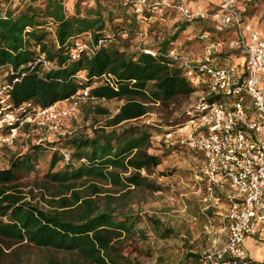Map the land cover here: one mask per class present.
<instances>
[{
	"label": "trees",
	"instance_id": "16d2710c",
	"mask_svg": "<svg viewBox=\"0 0 264 264\" xmlns=\"http://www.w3.org/2000/svg\"><path fill=\"white\" fill-rule=\"evenodd\" d=\"M248 1L254 8L262 2ZM181 2L169 0V7L180 13L176 6ZM136 4V0H76L69 11L65 0H0V67H4L0 84L9 85L12 108L26 101L47 107L72 96L122 100L113 115L95 107L96 113L107 115L105 127L93 129L92 134L29 140L26 151L9 156L6 166L0 167V264H5L7 255L17 264L23 263L22 247L44 252L45 264H140L131 255L132 246L123 244L125 238L137 247L139 239L176 235L159 218L122 212L111 202L131 187L159 189L141 172H151L162 163L163 155L148 153L147 147L152 140L170 148L180 145L179 129L197 111L188 107L175 119L160 123L130 121L145 115L149 103L167 104L199 89L189 82L183 67L165 56L173 47L189 52V35L198 25L201 28L195 35L201 50L207 41L222 46L216 53L217 64L238 63L237 58L231 60L238 50L225 49V39L234 37L232 30L208 20H188L181 13L172 33L161 36L155 44H146L143 39L147 36L159 37L157 26L165 16H158L156 10L166 4L147 0L142 11L135 12ZM240 11L243 16L249 13ZM139 32L142 40L130 47ZM182 35L186 39L180 43ZM76 40L87 41L93 53L84 51L73 59ZM85 89L86 95L82 92ZM225 99L223 94L208 98ZM167 132L178 136L168 145L164 140ZM63 151L69 154L68 159ZM40 160L47 161L40 177L42 186L58 188L42 199V205L35 200L33 188L24 191L19 185L22 177L38 173ZM104 186L118 195L106 193ZM54 253L66 254L68 260ZM200 255L187 252L176 264L191 259L197 262Z\"/></svg>",
	"mask_w": 264,
	"mask_h": 264
},
{
	"label": "built area",
	"instance_id": "2783aa9c",
	"mask_svg": "<svg viewBox=\"0 0 264 264\" xmlns=\"http://www.w3.org/2000/svg\"><path fill=\"white\" fill-rule=\"evenodd\" d=\"M136 1L135 12H141L147 0ZM186 1L176 6L186 19L208 20L233 31L234 37L225 48L238 50L239 57L236 64H217L216 53L222 46L214 41L206 42L199 57L177 47L165 52L168 59L183 67L189 82L199 87V96L193 106L197 115L185 124L182 136L167 132L164 140L178 137L180 145L202 156L193 180L204 191L205 208L219 204L218 187L225 183L230 187L222 227L226 238L219 242L220 235L216 234L211 248L201 253L196 264H261L247 257L243 241L247 236L264 235V37L242 15L239 0H217L210 9L202 7L199 0L192 6ZM163 3L170 6L169 1ZM136 37L140 42L143 34L139 32ZM201 37L208 39L207 34ZM84 51L91 54L93 47L85 40H76L71 57L75 59ZM144 51L155 54L151 49ZM8 90L9 85L0 84V157L4 147L18 139L20 127L48 125L59 132L64 120L78 109L74 96L61 106L54 103L41 107L26 101L12 108ZM82 92L86 95L87 89ZM214 94H223L226 99L208 100ZM62 154L64 159L69 158L67 152ZM204 227L207 229L208 224Z\"/></svg>",
	"mask_w": 264,
	"mask_h": 264
},
{
	"label": "rangeland",
	"instance_id": "374dc122",
	"mask_svg": "<svg viewBox=\"0 0 264 264\" xmlns=\"http://www.w3.org/2000/svg\"><path fill=\"white\" fill-rule=\"evenodd\" d=\"M76 0H65L69 11L73 10ZM91 1V0H86ZM168 2L169 0H162ZM85 3V1L83 2ZM84 5L82 4V7ZM158 16L164 15L165 20L158 23L157 30L159 37H146L143 41L146 44H155L161 36L169 35L175 29L173 23L179 21L180 13L174 12L169 6L156 10ZM199 25L195 29L198 32ZM189 35V46L191 54L196 55L201 52L200 45L196 35ZM186 36L182 35L180 43H183ZM229 39H225L227 45ZM183 41V42H182ZM139 43V39L133 37L130 47ZM228 50V48H225ZM232 54V61H239L238 54ZM237 58V59H236ZM199 93L195 92L189 96L176 97L167 104L149 103L148 111L145 115L130 122H164L171 121L178 117L186 108L193 107L198 100ZM78 109L74 116L64 120L59 132L51 130L48 125L30 124L19 128V137L10 146L3 149V155L0 157V167L6 166V160L9 156L26 151L27 142L45 139L51 141L60 135L85 133L92 134V130L99 127H105L107 121L106 114H98L95 107L106 109L110 115L118 111L122 100H88L79 97ZM128 122V123H130ZM118 125L116 129H120ZM110 127H106L109 130ZM186 128H180L179 132L184 133ZM147 147V152L156 155H163L160 165L154 168L148 174L144 171L142 175L147 176L150 181L159 186L158 190L146 188H133L129 192H124L116 200L112 199L111 206L122 212H133L147 214L159 218L167 227L174 230L176 235L166 239L148 238L147 240L139 239V246L132 244L130 239L125 238L123 244L131 245L130 250L133 259L140 264H176L181 261L187 252L201 254L203 251L210 249L212 240L218 230L222 227V216L216 214L214 207H206L203 200L204 191L199 189L193 180V172L202 163V156L199 153L190 151L182 145L174 147H165L156 140H152ZM177 142V141H176ZM176 142H174L176 144ZM167 145L170 142H165ZM49 156H47L46 160ZM40 160L37 164L38 173L22 177L19 180L20 187L27 191L33 188L35 200L42 205L43 198H47L49 193L58 190L56 186H50L48 189L42 186L40 177L45 172L47 161ZM106 193L118 195L109 186H104ZM117 191V190H116ZM125 191V190H124ZM43 194V195H42ZM226 202L220 198L218 205ZM217 205V206H218ZM208 224L206 229L204 226ZM21 264H45L42 260L44 252L34 248H20ZM59 259L68 260V256L62 253H54ZM5 264H17V261L10 255L5 256ZM186 264H196L195 260H190Z\"/></svg>",
	"mask_w": 264,
	"mask_h": 264
},
{
	"label": "crops",
	"instance_id": "0c3cea01",
	"mask_svg": "<svg viewBox=\"0 0 264 264\" xmlns=\"http://www.w3.org/2000/svg\"><path fill=\"white\" fill-rule=\"evenodd\" d=\"M199 2L201 3L202 7H204L205 9H210L216 6L217 4V0H199ZM189 6H192L194 4V0L190 1ZM255 4V3H254ZM238 6L241 10H246V11H250V9L253 7L252 3H250L248 0H239L238 1ZM252 12L250 13H246L244 15V17L246 18V20H248L250 23L253 24L254 27H256L261 36L264 37V0H262V2L260 4H255V8L253 7V9H251ZM190 50L188 53L191 54ZM203 52V49L201 50V52L193 55L191 54L193 57H199ZM239 62V61H238ZM66 101H61L58 102V106H61L63 104H65ZM247 104H249V101L247 99ZM249 111L252 110V107L249 105ZM230 190V187L227 183L221 185L220 187L217 188V194L220 196V198L222 200H224L226 203L223 205H218L217 207H214L216 209V214H219L220 216H222V227L225 224L224 221V213H225V209L227 206V201H226V194L227 192ZM222 227L218 230L219 235H220V241L222 242L224 241V239L226 238V232L222 230ZM243 247L247 253V257L249 259H251L252 261H255L257 263H264V235L262 237H255V236H247L244 241H243Z\"/></svg>",
	"mask_w": 264,
	"mask_h": 264
}]
</instances>
